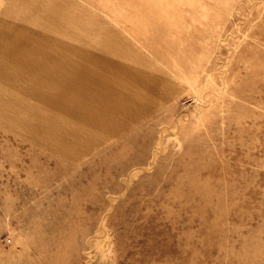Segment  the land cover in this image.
Instances as JSON below:
<instances>
[{"label": "rangeland", "instance_id": "rangeland-1", "mask_svg": "<svg viewBox=\"0 0 264 264\" xmlns=\"http://www.w3.org/2000/svg\"><path fill=\"white\" fill-rule=\"evenodd\" d=\"M0 264H264V0H0Z\"/></svg>", "mask_w": 264, "mask_h": 264}]
</instances>
